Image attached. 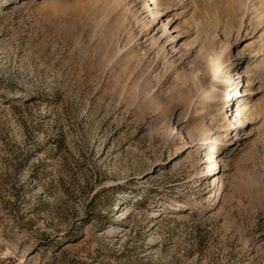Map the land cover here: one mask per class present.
Returning <instances> with one entry per match:
<instances>
[{
  "label": "rangeland",
  "instance_id": "obj_1",
  "mask_svg": "<svg viewBox=\"0 0 264 264\" xmlns=\"http://www.w3.org/2000/svg\"><path fill=\"white\" fill-rule=\"evenodd\" d=\"M169 1L0 0V264H264V0Z\"/></svg>",
  "mask_w": 264,
  "mask_h": 264
},
{
  "label": "bare ground",
  "instance_id": "obj_2",
  "mask_svg": "<svg viewBox=\"0 0 264 264\" xmlns=\"http://www.w3.org/2000/svg\"><path fill=\"white\" fill-rule=\"evenodd\" d=\"M168 2H170L169 0H151V4H150V8L149 9H151V7H153L152 9H153V12H152V15L150 16V17H153V18H156V15H157V9L159 8V6L160 5H162V4H166V3H168ZM238 55H240L241 56V52H239L238 53ZM204 58V57H203ZM206 59V58H205ZM204 63H205V61H204ZM209 63H210V61L208 62V66H209ZM222 65V64H221ZM205 66H207V64H205L204 66H202V67H199V68H202V70H205ZM211 66V65H210ZM209 69V68H208ZM210 69H212V71H213V67L212 68H210ZM210 69L208 70V72L206 71V73L205 74H202V76H198V77H196L195 79H189L188 81H185V82H183V86H184V90H191V91H195V90H198V88L199 87H202L205 83H206V81L211 77V75L210 74H212V73H210ZM205 71H203V72H205ZM201 72V71H200ZM215 74H218V76L220 77V76H222L223 75V73L224 72H219L217 69L215 70ZM210 73V74H209ZM244 76H246L247 77V81H246V86L247 87H251V86H253V81H252V79L248 76V74H246V75H244ZM214 77H215V75H214ZM213 77V74H212V79L214 78ZM238 79V78H237ZM216 82H218V81H214V84L216 85L217 83ZM232 83H235V80L234 81H231ZM213 83V82H212ZM254 93H257L254 89H250V92L248 93L249 95H251V94H254ZM234 96H238V97H242L243 96V94H242V90L241 89H238V87H236V90H235V94H234ZM233 96V97H234ZM233 97L232 98H230V101H232L233 100ZM218 98V97H217ZM217 98H212L211 100H214V101H216L217 100ZM216 99V100H215ZM220 100V99H219ZM241 101H242V99H241ZM217 103H219V102H217ZM249 111V109L245 106V105H239L238 106V108L236 109V111H237V117H240L241 116V114L244 112V111ZM188 146H191V144H188ZM173 160H175V157L173 158ZM227 165V164H226ZM210 176V175H209ZM181 204H183V203H181ZM181 204H179V205H181ZM179 205H176L175 207H177V206H179ZM184 205V207H187V205H186V203H184L183 204ZM125 209V208H124Z\"/></svg>",
  "mask_w": 264,
  "mask_h": 264
}]
</instances>
